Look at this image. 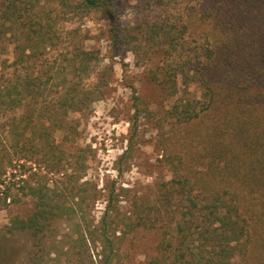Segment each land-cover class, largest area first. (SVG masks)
<instances>
[{"label": "trees", "instance_id": "obj_1", "mask_svg": "<svg viewBox=\"0 0 264 264\" xmlns=\"http://www.w3.org/2000/svg\"><path fill=\"white\" fill-rule=\"evenodd\" d=\"M197 1L180 21L133 27L141 44L165 59L151 76L162 93L175 97L180 84L192 82L204 89L169 112L201 141L179 166L172 162L174 175L161 182L154 215L132 203L121 217L118 192L86 176L88 154L77 146L72 116L103 94L87 82L98 51L76 46L64 67L50 69L57 80L51 99L39 72L57 40L53 12H100L118 40L131 27L117 0H0V208L32 201L31 212L12 216L9 231L32 236L34 264L51 253L47 239L62 224L85 241L86 264H116L118 232L152 229L162 240L149 264H264V0ZM186 35L194 48L176 52ZM104 197L96 222L95 205Z\"/></svg>", "mask_w": 264, "mask_h": 264}, {"label": "rangeland", "instance_id": "obj_2", "mask_svg": "<svg viewBox=\"0 0 264 264\" xmlns=\"http://www.w3.org/2000/svg\"><path fill=\"white\" fill-rule=\"evenodd\" d=\"M116 4L124 26L131 27L129 35L118 40L113 39L111 23L100 12H53L57 40L48 47V61L39 72L48 81L47 95L51 99L57 80L52 78L50 69L64 67L63 60L76 46L98 51V64L87 82L91 88L101 87L103 94L89 110L72 114L79 130L77 146L88 154L86 176L95 180L98 188H114L118 192L119 216L125 217L132 203H142L154 215L161 182L174 175L172 162L179 166L186 150H199L195 146L201 141L193 130H184L174 123L169 113L171 106L187 98H201L204 89L192 82L180 84L175 97L162 93L151 76L165 59L141 44L133 27L180 21V12L185 14L189 6L192 10L198 1L117 0ZM195 44L194 37L186 35L176 52L187 54ZM107 203L105 197L96 203V222ZM32 209L30 200L0 208V264H34L32 236L25 231H9L14 214H27ZM68 232L62 224L58 236L47 239L51 253L42 264H86L89 258L85 241L78 239V233ZM117 237L122 238H115L119 242L116 264H149L159 254L162 232L157 229L138 234L118 232Z\"/></svg>", "mask_w": 264, "mask_h": 264}]
</instances>
